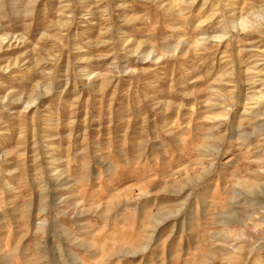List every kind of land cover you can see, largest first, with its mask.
I'll return each mask as SVG.
<instances>
[{
  "label": "rangeland",
  "instance_id": "obj_1",
  "mask_svg": "<svg viewBox=\"0 0 264 264\" xmlns=\"http://www.w3.org/2000/svg\"><path fill=\"white\" fill-rule=\"evenodd\" d=\"M0 264H264V0H0Z\"/></svg>",
  "mask_w": 264,
  "mask_h": 264
},
{
  "label": "bare ground",
  "instance_id": "obj_2",
  "mask_svg": "<svg viewBox=\"0 0 264 264\" xmlns=\"http://www.w3.org/2000/svg\"><path fill=\"white\" fill-rule=\"evenodd\" d=\"M253 112V111H252ZM252 112H250V113H252ZM247 114V113H246Z\"/></svg>",
  "mask_w": 264,
  "mask_h": 264
}]
</instances>
